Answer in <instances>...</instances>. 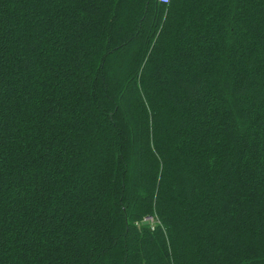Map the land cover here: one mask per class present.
<instances>
[{
    "label": "trees",
    "instance_id": "1",
    "mask_svg": "<svg viewBox=\"0 0 264 264\" xmlns=\"http://www.w3.org/2000/svg\"><path fill=\"white\" fill-rule=\"evenodd\" d=\"M0 264H264V0H0Z\"/></svg>",
    "mask_w": 264,
    "mask_h": 264
},
{
    "label": "built area",
    "instance_id": "2",
    "mask_svg": "<svg viewBox=\"0 0 264 264\" xmlns=\"http://www.w3.org/2000/svg\"><path fill=\"white\" fill-rule=\"evenodd\" d=\"M158 1H159L161 4H167L169 0H158ZM144 222H147V224H148L149 222L153 223L154 220H153L152 217H147V218L144 219Z\"/></svg>",
    "mask_w": 264,
    "mask_h": 264
},
{
    "label": "rangeland",
    "instance_id": "3",
    "mask_svg": "<svg viewBox=\"0 0 264 264\" xmlns=\"http://www.w3.org/2000/svg\"><path fill=\"white\" fill-rule=\"evenodd\" d=\"M148 226H150L151 228H154V226H155V222H153V223L149 222V223H148Z\"/></svg>",
    "mask_w": 264,
    "mask_h": 264
},
{
    "label": "water",
    "instance_id": "4",
    "mask_svg": "<svg viewBox=\"0 0 264 264\" xmlns=\"http://www.w3.org/2000/svg\"><path fill=\"white\" fill-rule=\"evenodd\" d=\"M142 224H143V225H147V222H143Z\"/></svg>",
    "mask_w": 264,
    "mask_h": 264
}]
</instances>
